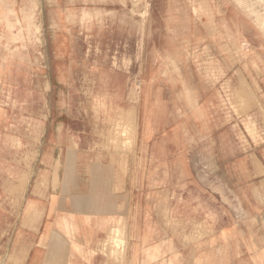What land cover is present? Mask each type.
Wrapping results in <instances>:
<instances>
[{
    "label": "rangeland",
    "instance_id": "374dc122",
    "mask_svg": "<svg viewBox=\"0 0 264 264\" xmlns=\"http://www.w3.org/2000/svg\"><path fill=\"white\" fill-rule=\"evenodd\" d=\"M52 140L56 153H94L91 167L124 153L131 169L145 170V186L131 188L129 227L114 228L103 246L112 264H138L127 256L139 232L157 264H186V247L203 236L213 251L230 222L261 237L264 0H0L1 234L16 230ZM218 154L221 179L255 187L243 189L239 216L196 187L200 178L219 189ZM190 156L196 168L215 159L216 175L195 177ZM236 159L254 176L233 177ZM193 198L203 211L187 207Z\"/></svg>",
    "mask_w": 264,
    "mask_h": 264
},
{
    "label": "crops",
    "instance_id": "0c3cea01",
    "mask_svg": "<svg viewBox=\"0 0 264 264\" xmlns=\"http://www.w3.org/2000/svg\"><path fill=\"white\" fill-rule=\"evenodd\" d=\"M193 82L191 80L189 84L192 91L195 88ZM205 83L208 88L204 84L203 87L211 89L209 79ZM55 142L52 140L47 144L43 154V163L47 166L40 169L38 176L41 179L34 184L35 189L26 194L16 230L0 233V264H112L109 259L112 256L111 249H104L103 246L114 228L129 227L131 188L135 193L140 190V186H145V170L131 169L130 156L124 153L117 158L116 164H109L102 159L98 167L96 164L91 167L89 162L95 160L94 153L88 150L83 152L82 149L79 152L56 153ZM212 160L215 159H199V168H196L190 156L193 175L196 177L197 169L208 170L215 176L213 169L216 167L209 165ZM216 160L219 189L215 190L204 180L196 178L200 183L197 189L202 194L216 196L217 201L236 216H239L237 212L239 214L243 210L246 213L247 205L242 193L247 192L243 189L249 188L248 193L251 195L256 193L255 187L252 185L238 189L227 184L220 175L225 172V158L218 154ZM53 161H58L63 169L50 168L48 165ZM184 167L183 163L179 167L177 165V169L185 171L190 168ZM232 171L233 177L241 174L254 176L252 167L249 168L242 159L235 160ZM46 178H49L48 181ZM53 178H58L57 184ZM200 198L187 200V207L194 209L199 205L203 211L207 204ZM203 221L208 224L213 222L209 219ZM229 227L233 228L226 229ZM221 229L224 232L217 234L219 242L213 251L210 252L209 243L204 242L206 236L197 240L203 243L187 246L186 264H264V235L259 237L258 233L252 232L251 227L249 231L241 232L235 222ZM143 240L139 232L135 252L129 254L127 259L132 256V260L135 262L136 258L138 264H157V249L150 256L146 251L148 243L146 240L143 243ZM154 242H157L156 236L153 237ZM6 247L10 250L3 254Z\"/></svg>",
    "mask_w": 264,
    "mask_h": 264
},
{
    "label": "bare ground",
    "instance_id": "6f19581e",
    "mask_svg": "<svg viewBox=\"0 0 264 264\" xmlns=\"http://www.w3.org/2000/svg\"><path fill=\"white\" fill-rule=\"evenodd\" d=\"M119 129V128H118Z\"/></svg>",
    "mask_w": 264,
    "mask_h": 264
}]
</instances>
